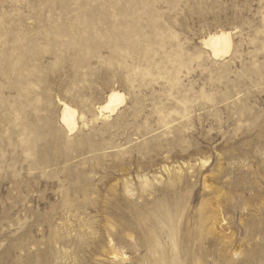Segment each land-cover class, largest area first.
<instances>
[{"label": "rangeland", "instance_id": "1", "mask_svg": "<svg viewBox=\"0 0 264 264\" xmlns=\"http://www.w3.org/2000/svg\"><path fill=\"white\" fill-rule=\"evenodd\" d=\"M0 264H264V0H0Z\"/></svg>", "mask_w": 264, "mask_h": 264}, {"label": "bare ground", "instance_id": "2", "mask_svg": "<svg viewBox=\"0 0 264 264\" xmlns=\"http://www.w3.org/2000/svg\"><path fill=\"white\" fill-rule=\"evenodd\" d=\"M203 42L212 49L213 54L216 57L224 56L228 54L231 49L232 37L229 32L222 31L209 35V37H207V39H204ZM123 100L124 97L122 92L120 93L118 91H112L111 93H109L106 102L101 106L102 112L104 109L110 110V112L116 111ZM63 103L65 104V102ZM61 113L62 121L65 123V125L67 124V126H69L70 130H72L73 132V129L76 126V110L71 106L64 105Z\"/></svg>", "mask_w": 264, "mask_h": 264}]
</instances>
